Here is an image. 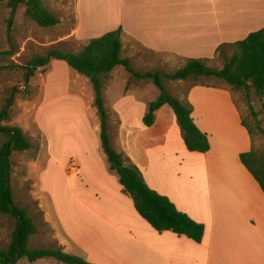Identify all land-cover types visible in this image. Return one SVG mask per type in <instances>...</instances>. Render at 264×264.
<instances>
[{
    "label": "crops",
    "instance_id": "obj_1",
    "mask_svg": "<svg viewBox=\"0 0 264 264\" xmlns=\"http://www.w3.org/2000/svg\"><path fill=\"white\" fill-rule=\"evenodd\" d=\"M69 17L73 28L57 43L71 52L122 29L123 58L130 59L139 47L177 59L173 66L179 69L189 59L215 60L221 45L262 30L264 0H73L71 14L64 12L59 19L62 23ZM61 72L67 74L69 98L53 103L56 107L39 121L49 78ZM35 75L30 83L41 79L35 86L45 96L36 103L34 118L30 112L26 128L24 122L18 127L31 142H40L37 147L32 143L35 155L28 164L29 179L35 182L31 194L55 249L93 264H264V192L240 159L252 150L253 139L243 125L250 126L235 91L216 85H194L190 90L187 102L193 119L211 145L209 152L199 153L187 149L168 105L156 112L153 126L145 125L156 100L147 91L151 84H131L129 73L117 67L105 85L114 149L141 171L151 190L204 226L202 242L195 243L170 231L157 232L124 192L102 147L89 79L60 60ZM82 118L87 132L73 124ZM58 169L70 180L80 179L57 191ZM73 216L80 219L74 222ZM40 235L37 228L32 241ZM33 264L60 263L42 259Z\"/></svg>",
    "mask_w": 264,
    "mask_h": 264
},
{
    "label": "trees",
    "instance_id": "obj_2",
    "mask_svg": "<svg viewBox=\"0 0 264 264\" xmlns=\"http://www.w3.org/2000/svg\"><path fill=\"white\" fill-rule=\"evenodd\" d=\"M22 4L27 7V18L41 28H52L61 23V20L44 5L43 0H11L9 8L12 9V15ZM9 24H13V18L9 20ZM122 36V29L107 33L100 38L92 39L78 53L52 49L44 56L33 58L23 67L25 79L34 77L41 69H46L53 60L66 62L71 69L88 78L94 91V107L101 123L102 147L107 155L110 170L118 175L124 192L132 197L139 215L159 233L170 231L179 236H186L195 243H201L205 235L204 226L180 212L167 197L151 190L141 171L114 149L104 96L105 85L117 67H123L138 82H152L160 94L150 104L149 112L144 118L145 125L153 126L156 112L168 105L176 115L187 149L190 152L207 153L211 148L209 137L196 126L192 106L169 94L163 81L191 80L198 83L204 78H216L228 84L233 91L245 93L253 91L264 109V28L250 34L243 41L218 47L215 58L224 61L222 69L216 70L210 66L214 59H189L172 74L134 71L130 60L123 58ZM251 116L255 128L264 133L259 116L252 106ZM6 120L8 115L4 111L0 114V122ZM243 125L252 136L253 148L250 152L242 154L240 159L264 192V155L254 148V131L251 126L245 122ZM1 135L4 137V143L0 147V213L16 218L17 225L7 248L0 250V264H22V260L33 264L42 259H54L60 264H93L65 253L63 249L31 248L37 227L34 220L28 216L27 210L15 205L10 158L13 153L29 152L35 148L19 127L0 126Z\"/></svg>",
    "mask_w": 264,
    "mask_h": 264
},
{
    "label": "rangeland",
    "instance_id": "obj_3",
    "mask_svg": "<svg viewBox=\"0 0 264 264\" xmlns=\"http://www.w3.org/2000/svg\"><path fill=\"white\" fill-rule=\"evenodd\" d=\"M10 1L11 0L0 1V114L6 111L8 115V120L0 122V126L18 127L21 122H28L30 112L33 111L31 114L32 118L36 116L37 112L34 111L36 103L45 96L44 93H41L40 88L35 86V83L40 82L41 79H38L40 81L36 80L33 81L34 83H30L32 82V77L29 79V85L26 86L23 67H25L26 64L33 58L37 56H44L52 49H60L64 52H71L72 48L66 45L58 44L57 42L62 36L71 31L74 21L72 17H69L67 21L62 22L55 27L44 29L27 18V7L23 4L20 5L12 15V9L9 8ZM43 3L58 19L63 17L64 12H70V14L72 12L73 0H43ZM11 18H13L12 25L9 24V20ZM135 49L137 52L134 56H131L129 60L131 62V68L136 72H160L172 74L178 70L177 66H173V63H176L177 59L157 55L155 53L142 50L139 47H135ZM127 53L131 55L132 50L128 49ZM223 63L224 61L222 59L215 58V60L210 63V66L216 70H220L223 68ZM36 76L37 75H35L34 78ZM128 76L129 83L138 84V81H136L130 73ZM163 82L166 91L185 104L188 100V94L194 85H216L228 86L230 88L228 84L216 78H204L198 83L191 80H164ZM139 83L151 84L152 87H147V91H149L148 94L154 96L155 99L158 98L160 92L152 84V82L141 81ZM68 92L67 74H65V72L57 73L54 74L53 77H50L47 92V104L45 109H42L39 113V121H42L45 111L56 107L53 103L56 105L58 100L64 101L65 99H68ZM151 92H153V94H151ZM235 94L236 96L241 97L244 105V113L245 115L247 114L248 123L254 131V148L264 155V133H260L255 128V122L251 116L252 106L258 114L261 121V127L264 130V109L262 107V103L253 91H249V93L235 91ZM11 99L12 102L8 108V104ZM58 106L59 104H57V107ZM55 123L57 125L61 124L58 121H55ZM73 124L78 127L77 129H82L86 132L88 130L87 123L84 119L75 120ZM23 126L25 127L26 123L23 124ZM31 127L32 131H35V128L32 125ZM60 130H63L62 127ZM3 143L4 137L1 135L0 147ZM32 143L35 147L40 145L38 140H35ZM53 146L54 149H56L57 144L54 141ZM34 155L35 152L33 150L22 154H13V167H11L10 174L13 199L17 207L27 210L28 216L34 220V223L41 234L40 237L34 238L30 245L31 248L47 249L50 247L55 249L54 244L51 242L52 237L47 225L44 222L39 204L31 194L32 191H34L33 185L35 182L29 179L28 164L33 160ZM57 175L59 180L56 179L57 182L54 181V186L57 188V191L61 190V185L64 184L66 187H69L72 182L78 180L77 178L80 179L79 176L72 180L68 179L69 175L65 170L63 171L58 169ZM44 181L45 180L43 179V182ZM72 198L76 199L74 194ZM76 219L79 220L80 218L78 216L77 218L73 216L72 220H74V222ZM16 225V218L11 215H3L0 213V250L7 248L11 242ZM42 240L46 241L43 242ZM78 257L86 260L81 256ZM26 262V260L21 261L22 264H27Z\"/></svg>",
    "mask_w": 264,
    "mask_h": 264
},
{
    "label": "water",
    "instance_id": "obj_4",
    "mask_svg": "<svg viewBox=\"0 0 264 264\" xmlns=\"http://www.w3.org/2000/svg\"><path fill=\"white\" fill-rule=\"evenodd\" d=\"M29 77H27V79H26V86H28L29 85ZM11 102H12V99L10 100V102H9V104H8V108L10 107V104H11ZM7 108V109H8ZM7 113V112H6Z\"/></svg>",
    "mask_w": 264,
    "mask_h": 264
}]
</instances>
